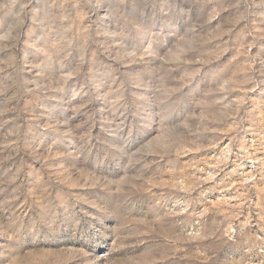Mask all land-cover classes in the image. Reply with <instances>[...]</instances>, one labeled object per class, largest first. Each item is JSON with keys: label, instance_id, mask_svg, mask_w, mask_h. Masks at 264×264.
Returning <instances> with one entry per match:
<instances>
[{"label": "rangeland", "instance_id": "374dc122", "mask_svg": "<svg viewBox=\"0 0 264 264\" xmlns=\"http://www.w3.org/2000/svg\"><path fill=\"white\" fill-rule=\"evenodd\" d=\"M0 264H264V0H0Z\"/></svg>", "mask_w": 264, "mask_h": 264}]
</instances>
